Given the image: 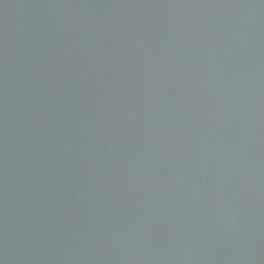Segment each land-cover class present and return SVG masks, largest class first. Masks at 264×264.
<instances>
[{
	"label": "water",
	"instance_id": "water-1",
	"mask_svg": "<svg viewBox=\"0 0 264 264\" xmlns=\"http://www.w3.org/2000/svg\"><path fill=\"white\" fill-rule=\"evenodd\" d=\"M0 264H264V0H0Z\"/></svg>",
	"mask_w": 264,
	"mask_h": 264
}]
</instances>
